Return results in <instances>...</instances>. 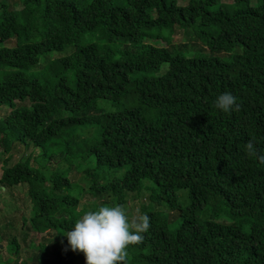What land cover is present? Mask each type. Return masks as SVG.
Returning a JSON list of instances; mask_svg holds the SVG:
<instances>
[{
    "label": "trees",
    "instance_id": "16d2710c",
    "mask_svg": "<svg viewBox=\"0 0 264 264\" xmlns=\"http://www.w3.org/2000/svg\"><path fill=\"white\" fill-rule=\"evenodd\" d=\"M21 1L0 3V196L25 185L31 207L0 217V264H86L66 233L85 212L142 190L151 227L127 264H264V162L245 150L254 139L264 156V0ZM160 29L194 42L146 41ZM225 91L239 111L215 107ZM71 166L87 188L67 176ZM179 191L191 208L175 228L146 212L181 213ZM50 230L51 244L31 239L37 253L20 261L18 236Z\"/></svg>",
    "mask_w": 264,
    "mask_h": 264
},
{
    "label": "clouds",
    "instance_id": "9594fccd",
    "mask_svg": "<svg viewBox=\"0 0 264 264\" xmlns=\"http://www.w3.org/2000/svg\"><path fill=\"white\" fill-rule=\"evenodd\" d=\"M215 107L231 113L239 111L241 105L236 96L225 91L216 97ZM245 150L248 156H258L264 162V156L258 155L254 139L246 143ZM150 227L147 214L137 210L130 216L122 204L116 203L85 212L66 236L71 249L84 254L86 264H127L129 246L142 243L143 233Z\"/></svg>",
    "mask_w": 264,
    "mask_h": 264
},
{
    "label": "rangeland",
    "instance_id": "374dc122",
    "mask_svg": "<svg viewBox=\"0 0 264 264\" xmlns=\"http://www.w3.org/2000/svg\"><path fill=\"white\" fill-rule=\"evenodd\" d=\"M187 0H178L177 4L178 5H185ZM261 0H251L250 5L251 6H258L260 4ZM224 4H230L231 2H228V0H223ZM0 3H5V4H9L11 3V6H14L15 8H20L22 6V1L21 0H0ZM118 3H121V0H118ZM194 31H196V27H193V29H189V33L191 34V36H193L195 33ZM155 33H157L159 36L156 38H147L146 41L154 44L155 46H162L163 43H173V44H177V43H185V42H189L192 41L194 42V39H190L188 38L187 34L185 32H182L180 29H177L175 31V33L171 30H154ZM187 37V38H186ZM94 40V38L92 36H85L82 40L81 43L86 44L90 41ZM189 44V43H187ZM1 45H8V43H0ZM192 49V48H191ZM65 52H49L45 55H43L42 57H48L50 60L57 57V56H62L64 55ZM217 57L223 58L222 55H215ZM41 57V58H42ZM166 69V66L164 65L161 70L159 71L158 74H161L164 70ZM28 73L31 74L33 73L34 76L38 77L39 79H44L45 78V73L44 70H40L38 67L36 68H31L30 70H28ZM156 74V75H158ZM72 76L69 73L68 74V80L69 83L72 84ZM116 108H111L109 110H115ZM7 111V109H3L0 110V114H4ZM94 127H89L88 131H90V136L88 137H92L94 134ZM79 142H82V140H80ZM75 146V143H72V147ZM27 151L24 152V154H26ZM78 154V153H77ZM80 154V153H79ZM4 156L6 154H3ZM19 153H13V156L11 158V161H14L18 158ZM78 160H73L72 163L76 166H78ZM32 163V160H31ZM79 168H86L88 167V165L86 163H83L81 166H78ZM0 173H1V168H0ZM67 176L73 181L76 182L77 184H80L81 186H83L84 188L88 187V179L85 175V173L81 170V169H77L74 166H71L69 170H67ZM26 186L25 185H21L18 184L14 187L11 188V190L9 191L10 193H12V197L13 198H8L7 195L9 194H3L0 196V206L2 207L0 210V217L1 216H9L10 215H14L15 218H19L20 215L23 216H28L29 211H30V207H31V203L29 201V198L26 194ZM148 193L145 190H142L141 193H139L138 195L131 193L129 195H127V199H126V203L124 205V207L128 210L129 215H134L137 213V210L139 211V213H141V205L148 203ZM177 196L179 198V202H180V210L181 213L176 212V214L174 216L170 215L169 210L166 208V206L164 204H162L161 206L152 204L151 206H146V212H158L163 216H168L169 218H171L170 221V228H175L177 226L178 223H180L181 219H179L178 217L184 212L185 214L189 215V210L191 208V201L188 199L186 193L184 191H179L177 192ZM82 202H87L89 204H98L97 199L92 196L91 194L88 193H84L83 197L81 198ZM207 212L206 211H200L198 212L197 216L200 219H208L207 217ZM21 233V232H20ZM54 234L53 230H50L48 232H43V234H39V236H35L34 233L29 232L28 236L26 238L25 241H23L22 239V234H20L18 236V243H19V247H20V253H19V260H25L27 259V257L29 256H33L34 254L37 253V250L34 249L32 246L29 248L28 245L31 241V239H34V243L36 242H45L46 244H51V239L52 236ZM5 247L2 246L0 244V257L2 259H5V257L7 256V254L4 251Z\"/></svg>",
    "mask_w": 264,
    "mask_h": 264
}]
</instances>
